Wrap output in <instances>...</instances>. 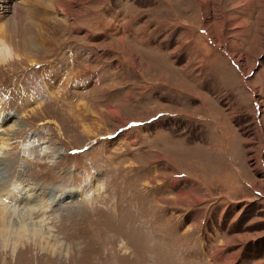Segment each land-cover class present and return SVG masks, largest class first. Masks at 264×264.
I'll list each match as a JSON object with an SVG mask.
<instances>
[{"label":"rangeland","instance_id":"374dc122","mask_svg":"<svg viewBox=\"0 0 264 264\" xmlns=\"http://www.w3.org/2000/svg\"><path fill=\"white\" fill-rule=\"evenodd\" d=\"M57 1L0 0V264H264V0Z\"/></svg>","mask_w":264,"mask_h":264},{"label":"bare ground","instance_id":"6f19581e","mask_svg":"<svg viewBox=\"0 0 264 264\" xmlns=\"http://www.w3.org/2000/svg\"><path fill=\"white\" fill-rule=\"evenodd\" d=\"M54 1L60 2L57 0H54ZM199 1H200V3H204L207 0H199ZM60 10H61L62 17L64 19L68 18L69 13H70L69 10L64 8V7H60ZM31 24L34 25V23H32V21H31V19H28V18H27L26 22L25 21L22 22V20H19V22H17L16 31L18 34H20V37H19L20 40L17 41V45L20 47L27 46L33 50H38L37 49L38 46L32 40L33 37H31V34H30V28L29 27H31ZM27 34H30V35H28L29 37L26 38ZM120 38H121V40H123L124 36H120ZM2 42H4V41H2ZM3 45L4 44L1 45L2 50L0 49V58L2 60H3V56H5V53H4V55L2 54L3 48H4ZM126 48L128 49V47H126ZM10 52H11V50H10ZM11 55H12V53H11ZM14 184H16V183L8 184L7 181L0 180V240L3 243L2 246H5V245L9 244V242H10V244L13 243V248H16V244L18 243V241L25 239V238H27V241H28V238H30V237H37V236L42 237V235L44 236L45 234H46V237H48L49 235L47 232H49V231L46 232V229L43 227V225L40 222L37 223L33 220L34 216L37 213L39 214V211L34 207L37 205L32 204V203H34V201H37V200L36 199L31 200L30 199L31 196H29V194H28L30 189L33 187L29 186L30 188L26 189V188H22V187L20 188L19 186L18 187L12 186ZM44 188H45V186H44ZM34 190H32V191L34 192ZM42 193H43V199H45L46 202L48 200V197L51 199L54 197V196H52V192L48 191V189H47V191H42ZM1 196H5L6 199H8V200H6V199L2 200ZM55 197H57V196H55ZM39 200L41 201V199H39ZM48 203H50V202H48ZM23 204L29 205V207L26 210L20 211V207ZM43 206L44 205H41V207H43ZM45 206H47V205H45ZM23 208H27V207H23ZM12 251H14V250H12Z\"/></svg>","mask_w":264,"mask_h":264}]
</instances>
